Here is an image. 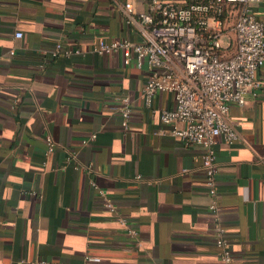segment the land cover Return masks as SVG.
I'll return each mask as SVG.
<instances>
[{
    "label": "crops",
    "instance_id": "obj_1",
    "mask_svg": "<svg viewBox=\"0 0 264 264\" xmlns=\"http://www.w3.org/2000/svg\"><path fill=\"white\" fill-rule=\"evenodd\" d=\"M149 3L0 0V264H224L218 227L232 264H264V65L259 89L230 110L240 140L213 145L215 216L206 148L177 140L152 112L173 109V94L156 93L149 107L147 63L95 51L100 41H143L137 13ZM249 7L264 15V0ZM59 43L73 53L53 57Z\"/></svg>",
    "mask_w": 264,
    "mask_h": 264
},
{
    "label": "built area",
    "instance_id": "obj_2",
    "mask_svg": "<svg viewBox=\"0 0 264 264\" xmlns=\"http://www.w3.org/2000/svg\"><path fill=\"white\" fill-rule=\"evenodd\" d=\"M260 0H188L185 4L171 0H150L149 9L139 12L145 39L100 41L95 48L99 54L122 50L125 63L135 59L140 68L147 63L149 75L143 89L145 103L152 107L156 93H172L173 109L152 112L164 124L172 126L171 135L185 145L199 144L206 148L202 157L206 172V186L211 196L210 210L219 215L217 203L218 164L213 147L217 138L227 144L240 140V134L230 120L232 105H244L249 94L259 89L258 72L264 65V15L257 17L251 3ZM238 13L233 25V10ZM126 15L135 14L133 4H124ZM23 33H17L22 37ZM71 49L57 44L53 57L69 56ZM124 127L131 117L130 100L123 99ZM48 150L54 149L47 138ZM105 208L112 213L117 209L107 193L98 189ZM126 225V220L119 217ZM136 236L134 229H129ZM217 246L221 260L232 264L233 258L224 230L217 228ZM99 258L88 257L87 262Z\"/></svg>",
    "mask_w": 264,
    "mask_h": 264
},
{
    "label": "trees",
    "instance_id": "obj_3",
    "mask_svg": "<svg viewBox=\"0 0 264 264\" xmlns=\"http://www.w3.org/2000/svg\"><path fill=\"white\" fill-rule=\"evenodd\" d=\"M188 1V0H187ZM186 3V2H185ZM185 3H183V4H185Z\"/></svg>",
    "mask_w": 264,
    "mask_h": 264
}]
</instances>
